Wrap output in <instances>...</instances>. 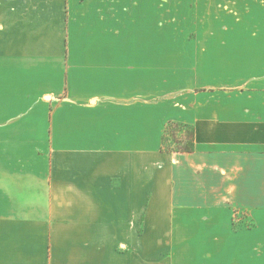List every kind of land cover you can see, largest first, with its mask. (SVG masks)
<instances>
[{
    "label": "crops",
    "instance_id": "crops-1",
    "mask_svg": "<svg viewBox=\"0 0 264 264\" xmlns=\"http://www.w3.org/2000/svg\"><path fill=\"white\" fill-rule=\"evenodd\" d=\"M151 11L0 0V264H264V53L233 92L153 89Z\"/></svg>",
    "mask_w": 264,
    "mask_h": 264
},
{
    "label": "rangeland",
    "instance_id": "rangeland-1",
    "mask_svg": "<svg viewBox=\"0 0 264 264\" xmlns=\"http://www.w3.org/2000/svg\"><path fill=\"white\" fill-rule=\"evenodd\" d=\"M151 20L153 89L192 95L219 81L233 92L243 75L260 74L264 0H152Z\"/></svg>",
    "mask_w": 264,
    "mask_h": 264
},
{
    "label": "trees",
    "instance_id": "trees-1",
    "mask_svg": "<svg viewBox=\"0 0 264 264\" xmlns=\"http://www.w3.org/2000/svg\"><path fill=\"white\" fill-rule=\"evenodd\" d=\"M194 149V129L191 125L169 121L164 129L160 150L167 153H190Z\"/></svg>",
    "mask_w": 264,
    "mask_h": 264
},
{
    "label": "built area",
    "instance_id": "built-area-1",
    "mask_svg": "<svg viewBox=\"0 0 264 264\" xmlns=\"http://www.w3.org/2000/svg\"><path fill=\"white\" fill-rule=\"evenodd\" d=\"M234 221H238V215L236 214L235 217H234Z\"/></svg>",
    "mask_w": 264,
    "mask_h": 264
}]
</instances>
